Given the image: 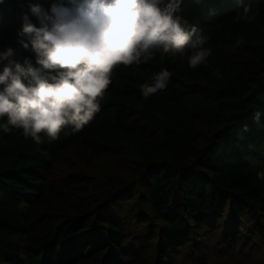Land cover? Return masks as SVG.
<instances>
[{
	"label": "trees",
	"instance_id": "obj_1",
	"mask_svg": "<svg viewBox=\"0 0 264 264\" xmlns=\"http://www.w3.org/2000/svg\"><path fill=\"white\" fill-rule=\"evenodd\" d=\"M56 2H0V53L13 49L0 73L41 68L18 31L30 6ZM244 3L252 23L236 0H183L176 14L210 37L207 68L157 52L114 69L80 131L37 144L0 130V264H264V0ZM164 68L167 88L145 100L140 85ZM72 149L89 167L55 177Z\"/></svg>",
	"mask_w": 264,
	"mask_h": 264
},
{
	"label": "clouds",
	"instance_id": "obj_2",
	"mask_svg": "<svg viewBox=\"0 0 264 264\" xmlns=\"http://www.w3.org/2000/svg\"><path fill=\"white\" fill-rule=\"evenodd\" d=\"M2 2V0H0ZM183 0H57L45 10L35 4L30 15H22L18 36H33L31 49L41 68L26 60L25 66L15 60L0 73V130L10 133L22 129L24 137L43 142L45 134L56 140L69 125L80 131L100 110L99 100L111 83L114 69L147 63L159 52L187 57L189 68H207L211 48L204 45L210 37L191 26L180 15ZM242 10L236 19L252 23L255 14L244 0H236ZM212 12L210 15H214ZM25 49L29 43L21 41ZM245 40L239 37L237 45ZM190 49V51H189ZM13 55L9 48L0 58ZM43 70V71H42ZM222 78L218 69H212ZM52 73H55L54 75ZM173 73L161 69L151 83L140 85L147 100L165 90ZM23 78H30L25 83ZM260 112L254 113L259 121ZM264 178V173H258Z\"/></svg>",
	"mask_w": 264,
	"mask_h": 264
},
{
	"label": "rangeland",
	"instance_id": "obj_3",
	"mask_svg": "<svg viewBox=\"0 0 264 264\" xmlns=\"http://www.w3.org/2000/svg\"><path fill=\"white\" fill-rule=\"evenodd\" d=\"M87 159H88V154L86 152H82V154L79 155V153L75 152L73 149L67 153L62 154L55 166L54 176L55 177L63 176L65 173L69 171V168L71 166H76V168L78 169L89 167L86 162ZM91 164L93 165V163ZM109 164H110V160H107L106 163L104 162L96 163V167L101 168L102 170L107 167L108 170L111 171V167L109 166ZM252 259L254 261L255 259H257V257L254 256Z\"/></svg>",
	"mask_w": 264,
	"mask_h": 264
}]
</instances>
